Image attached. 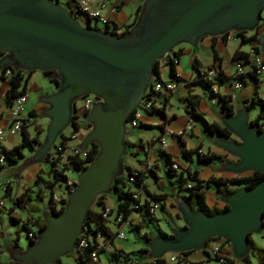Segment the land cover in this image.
<instances>
[{
  "label": "water",
  "instance_id": "obj_1",
  "mask_svg": "<svg viewBox=\"0 0 264 264\" xmlns=\"http://www.w3.org/2000/svg\"><path fill=\"white\" fill-rule=\"evenodd\" d=\"M264 11V0H143L135 22L124 35H113L83 24L57 0H0V68L25 72L49 71L57 79L54 92L42 95L47 118L41 143L30 157L39 163L61 132L71 124L74 101L92 94L83 120L89 129L81 149L96 143L97 152L76 172V182L66 191L62 211L43 213L44 226L11 260L23 264H57L71 253L83 232L87 210L98 195L111 192L114 177L123 173L128 117L139 103L150 80L152 67L163 53L179 43L195 44L203 36L226 31H253ZM264 48V31L255 40ZM221 123L229 136L209 134V142L234 161L221 169L233 174L264 173V125L259 129L244 107L223 113ZM236 188L219 196L226 209L207 215L176 200L183 226L169 235L145 241L149 258L167 252L202 251L212 236L228 240L231 256L241 259L250 251L248 237L260 234L264 223V177L251 187ZM242 185V186H239Z\"/></svg>",
  "mask_w": 264,
  "mask_h": 264
},
{
  "label": "crops",
  "instance_id": "obj_2",
  "mask_svg": "<svg viewBox=\"0 0 264 264\" xmlns=\"http://www.w3.org/2000/svg\"><path fill=\"white\" fill-rule=\"evenodd\" d=\"M109 1L110 6L104 10V14L111 21L110 28L116 27L118 30H122L132 23L136 9L143 0ZM58 2L63 6H67L69 0H58ZM112 5L114 8H112ZM83 19L85 20V18ZM239 42L240 37L232 40L226 39L222 35H207L199 38L193 45L179 43L173 47V51L179 50L173 64L178 79L173 80L169 76L168 66H164L163 71L161 67L159 68V79L165 82L173 80L175 88L170 92L165 90L155 92V106L157 108L162 106V108L158 111L142 112L140 114L137 120L138 125L132 127L133 133L125 138L123 167H133L142 173V183L145 187V191L143 190L141 193L142 198L151 203L147 192L165 194V197L150 217L143 208L130 211L126 219L118 223L115 220L118 200L113 191L110 192L113 194L112 196L109 195L110 193L105 194L101 201L110 208L111 212L105 219V233L103 236L98 237L104 243L103 250L98 254L100 264H113L111 253L114 249H120L125 253H135L144 245L129 250L122 247L120 240H126L127 232H135L137 238H142L138 235V230H143L147 236H153V234L159 233L168 234L170 228L184 225L175 205L176 200L181 195L186 194L176 184V178L183 168H197V177L201 180L209 177L230 178L237 175L221 169L223 163L228 159H233V157L225 154L224 150L209 142V134L205 132L203 124L207 122L222 125L221 116L223 112L220 108L218 96L227 99V103L233 112L240 107H244L250 120H253L259 112L258 105L251 104V100L258 98L264 100V72L256 76V82L248 76H244L242 86L239 88L232 87L230 77L235 68L232 54L236 49L248 52L252 46H258V52L263 54L264 48H260L253 40L244 44ZM211 67L221 72L223 80L217 86L214 97L209 96V89L202 82L190 86V93L195 95L191 101L197 100V103L193 106L194 111L199 115V117H196L190 113L191 105L187 100L188 89L186 83L195 77L196 68L204 70ZM206 78L213 80V76L209 74H206ZM34 81H36L35 84ZM50 83L41 71L34 70L26 84V105L29 103L27 94L29 90L37 92L39 97L54 92L55 88L51 89ZM8 87L9 84L6 78H0V127L3 130H6L10 124V106L6 105L4 99ZM45 107L46 104L40 100L27 108L26 111V106H24L23 116L25 119H29V125L25 129L29 137H32L37 129L38 139H42L47 118L39 116L44 119L36 120L31 117L39 115V112ZM251 112L254 115L250 116ZM188 122L192 124L191 131L181 136L177 135L176 131ZM34 123L40 125V127L33 129ZM259 123L264 125V119H260ZM161 136L165 137L167 143L164 150L161 149L158 141ZM20 141V131L14 134L5 133L0 141V153L2 149H10L19 144ZM29 147V153L32 154L37 146L32 143ZM195 148H201L204 151L219 155V158H216L217 163L212 162V166L205 173H202V165L196 164L193 154L188 161L181 155L182 149L193 151ZM168 157L171 162L179 166V170L172 171V174L167 171ZM22 159L24 158H17L14 164ZM213 163H216V165ZM14 164L0 165V202L2 203L0 205V264H6L15 250L24 249L26 246L23 247L21 241L22 236L26 237L23 225L31 232L36 233V230L43 224V213L48 209V195H46L48 187L41 182L35 183L37 176L42 181L49 179L45 167L39 163H29L26 166L22 164L19 167ZM206 189L209 191L208 197H206ZM23 193L25 194L24 197L16 200V197ZM219 196L213 185L204 188V199L208 207H222L223 202ZM91 207L95 212L100 210V204L98 203H94ZM12 218L18 219V222L12 220ZM119 230L124 233V238L117 236ZM142 239L145 241V238ZM251 239L255 245L264 247V245L256 244L253 237ZM135 241L137 240L135 239L134 243ZM215 251L218 254L231 256L230 246L223 237L208 242L202 251L191 250L185 256L191 264H198V262L212 257V253ZM65 256L68 257V255ZM68 258L74 261V255ZM249 261L251 264H254V262L259 264L255 254L249 256ZM240 263L246 264L241 260ZM57 264H64L60 257ZM75 264L77 263L75 262ZM262 264H264V260Z\"/></svg>",
  "mask_w": 264,
  "mask_h": 264
},
{
  "label": "trees",
  "instance_id": "obj_3",
  "mask_svg": "<svg viewBox=\"0 0 264 264\" xmlns=\"http://www.w3.org/2000/svg\"><path fill=\"white\" fill-rule=\"evenodd\" d=\"M69 3H70V0L68 2V5L65 6L68 10H69V7H68ZM139 9H140V6L137 7L134 19H133L132 23L129 25V27L135 22L137 14L139 12ZM74 17L78 20V18L81 16L74 15ZM107 27L108 26H105L103 29L108 30ZM256 30H254V32ZM246 32H247L246 30H239V31L234 32L236 37H240V42H239L240 44H244V43H246L248 41H252V40L255 41L257 39L255 36V33L246 36L245 35ZM223 36L225 37V33L223 34ZM251 50L255 53H258V46H252ZM178 52H179V50L172 51L173 57L171 59L167 60L166 65H162V66H168V74L173 80L178 79L176 73L174 72V67H173L174 61L178 56ZM2 54L3 53H0V56ZM232 56H233L234 61L238 60V59H242L243 61H242L241 65L244 66L247 63L249 52H243V51L236 49L233 52ZM160 67L161 66L158 65V61H156L152 67V72L154 74L153 79H155L157 81H161L159 79V68ZM7 68L10 70V73L8 74V76L4 77V76H2V73ZM208 69L214 70V74L212 75L213 76L212 81L209 78L208 79L206 78V74H207L206 70H208ZM33 71L25 72L22 69H13L9 65H5L2 68H0V78H3V79L6 78L7 83L9 84V87H8L7 91L5 92V98H4L7 106H11L13 100L18 95L25 93L27 80ZM42 73L47 77V80L49 82H51L54 85L57 84L56 78H54L52 76H48L49 71H46V72L43 71ZM259 74H261V73L257 74L254 71H248L242 76V80H243L244 76H248L254 82H256V76ZM222 80H223V76H222L221 72L216 70L214 67L207 68L204 70L197 69V68L195 69V77L191 81L186 83V86L188 89L187 100L189 101V103L191 105V107H190V110H191L190 113L191 114H193L196 117H199L198 113H196L193 109V106L197 103V100L191 101V99H193L195 97V95L190 93V86L192 84L202 82L209 89V92H210L209 96L214 97L215 94L211 91V85L216 84L218 86L222 82ZM230 80H231V77H230ZM155 92H157V91H155ZM155 92L152 91L153 99H154ZM217 98L220 101V108H221L223 113H227V114L233 113V111H232L230 105L227 103L228 101L225 97L218 96ZM251 104H257L259 107V112L257 113L256 117L251 121L255 124L257 123V127L260 129L263 126V124H260L259 120L264 119V100L259 99V98L256 100L252 99ZM161 108H162V106L158 107V108L154 106V108H152L150 110V112L158 111ZM132 116H133V111L129 115L128 119L132 118ZM73 119H74V117L72 116V120ZM72 120H71V123L73 125V128L77 129L78 124L74 123ZM28 125H29V119H24L23 123L21 125V129L19 130L20 135H21V141L19 144L11 147L10 149H2L0 154L3 156L4 161H3V163H0V165L14 164L16 162L17 158L23 157L22 152H21L22 147L30 146L32 143H35L36 146H38L41 143L42 140L38 139V135H37L38 130L37 129H36L34 135L32 137H29L28 132L25 130ZM203 128L207 134H219L221 136H229L230 135V133L227 131V129L224 126L216 124V123L204 122ZM159 138H158V141H159ZM65 139L66 138L63 137L59 141L60 147H63V145L65 143ZM53 146H54V144H53ZM197 149L198 148H195L193 151L182 149L181 155L187 161L191 158L192 154L194 156L196 155L195 160L198 162V165H202L203 163L207 164L208 162L212 161L213 159L219 158V155H216L215 153L208 152V151H205V153L200 154L197 152ZM96 152H97L96 143H91L86 148V156L83 159H78L75 157L71 159L69 169H72L74 172H78V171L84 169L85 167H84L83 163L91 161L92 158L94 157V155L96 154ZM47 154L45 156H47ZM42 161L45 162L46 157H44ZM226 162H228V161L226 160ZM47 164L49 165V168L46 170V174L49 176V179L47 181H42L37 176L35 179V183L41 182L44 186L49 188L50 191H49L48 199H47V202H48L47 203L48 204L47 210L54 213V214H58L59 212L62 211V207L57 211H55V209H54L53 202H52V193L54 192L53 188L56 187L57 191H58V189H60L62 184L65 183L67 176L63 170H60V169L58 170L57 168H55L54 163H51V164L47 163ZM172 164H173V162H171L169 157H168L167 158V171L169 174H172V171L179 170V166H178V169H174L172 167ZM123 170H124L123 173L121 175L114 177L112 182H111V191H113V193L115 194V196L118 200L117 205H116L117 215L120 216L121 220H124V219H126L127 215L130 213V211L139 210V209L144 208L146 213L150 217L153 213V212L149 211L150 204L155 203V202H160V205H161L162 200L165 197V194H153V193H148L146 191L148 196H149V200H151V203H149L147 200H145L144 198L141 197L142 191L143 190L145 191V187L142 183V173L133 167H127V166L123 167ZM197 174H198L197 168L190 169L188 167H185L179 172V174L176 178V180H177L176 184H177L179 189H182L186 192L185 195H181L179 198L184 200L192 209L199 210L202 213L207 214V215H211L213 213L220 212V211L226 209L227 206L223 204L222 207H220V208L213 207V206L208 207L206 205L205 199H204V188L205 187L207 188L210 185H213L217 194L222 195V194H225V193L232 191L231 189L226 188L224 186L225 184L232 185V184H236V183H243V181H247V183L244 185L246 187H251L256 182H258L259 180H261L264 177L263 172L255 171V172H252V174L248 175V176L235 175V176L230 177V178L209 177L205 180H201L197 177ZM130 177L132 178L131 180L129 179ZM133 193H137L138 198H134L132 196ZM24 195H25L24 193L19 195L18 197H16V200H20L22 197H24ZM104 196H105V194L98 195L94 201V203L100 204L99 212L93 211L92 207H90L85 214V217L83 220L84 230L81 233V235H82V237L85 238L86 245L82 247L81 253L75 252L73 254L74 255V261L77 264H100L99 260H98V254L103 250L104 243H103V241L99 240L98 237L103 236V234L105 233L104 223H105L106 218H103L101 216V213H100L102 208L105 206L101 201ZM138 199H141L142 204L140 206H138L137 208H133V205L137 203ZM12 220L18 222V219H16V218H12ZM43 226H44V220H43V224L41 225V227H43ZM23 228L26 231V233H25L26 237L28 238V240L30 242H32L33 241L32 238H35V233H33L29 229H27L25 227V225H23ZM28 232H30L32 234V237H29L27 235ZM138 235L142 238H145L144 239L145 241L152 237L150 235L147 236L143 230H138ZM159 235L168 236L169 234L159 233ZM219 237H222V236H212V237L208 238L204 243V248L207 246L208 242H210L216 238H219ZM224 240L226 243H228V240L226 238H224ZM248 240H249V244H250V251L244 257L239 259V264H241L240 260L246 264H251L249 261V256H251V255H249L250 253L255 254L257 256L258 263L262 264V262L264 260V247H259V246L255 245L254 242L252 241L250 235L248 237ZM145 241H144V245L135 253H125L120 249H114V251L111 253V260H112L113 264H166L160 258H150V261L146 262L147 261L146 255H147L148 249L145 246ZM98 244H100V246L98 248H96V246ZM92 250H95V254L97 256V262L90 261V259H89V253ZM189 251H191V250L182 251L181 254L183 256H185ZM70 254H72V253H70ZM138 257L140 259V262L136 260V258H138ZM226 261H227L226 264H232V262L230 260L227 259ZM6 264H23V263L20 261L10 259V260H8V262Z\"/></svg>",
  "mask_w": 264,
  "mask_h": 264
},
{
  "label": "built area",
  "instance_id": "obj_4",
  "mask_svg": "<svg viewBox=\"0 0 264 264\" xmlns=\"http://www.w3.org/2000/svg\"><path fill=\"white\" fill-rule=\"evenodd\" d=\"M110 6V1L109 0H70L69 3V11L72 15H78L81 16L85 19L90 21H93L94 25H102L103 28L105 26H110L111 21L110 19L104 14V10ZM112 8L114 6L112 5ZM102 28V29H103ZM226 39H232L235 40L236 37L232 32H227ZM249 56L247 63L243 66L241 65L242 59L235 60V68L234 71L231 75V83L233 88H239L242 86V76L248 72V71H254L255 73H263L264 72V53H255L251 49L248 51ZM172 56V50H168L165 53L162 54V56L157 59L158 65H166V62L168 59H171ZM10 73V70L7 68L5 71L2 73V76L6 77ZM206 73L209 75L214 74L213 69H208L206 70ZM175 88V82L173 80L170 81H157L155 79H151L148 87L145 89L139 103L133 110V116L132 118L128 119L127 126L129 128L135 127L138 125V118L142 112H150L152 108L155 106V101L152 97V91H160V90H165V91H172ZM152 90V91H151ZM217 90V85L212 84L211 85V91L215 93ZM27 100V95L21 94L18 95L12 102L11 106L9 107L10 109V124L7 127L6 130H3L0 127V141L3 139L5 133L9 134H14L18 132L21 129V125L23 123V120L25 119L23 116V109L25 106ZM98 99L92 95V94H87L84 96L79 97L74 101V108H73V113L71 115V120L72 116L74 119L72 120L74 123L78 124V128L74 129L72 123L70 126H68L67 131L63 130V132L60 133V135L57 137V142L53 143L54 146L50 148L48 151V154L46 157V163H54L55 168L58 170H63L64 173L69 169L70 167V161L72 158H78V159H83L86 156V148L81 149L79 147V144L82 140V137L86 134L88 131L89 127L88 124L82 120L80 121V118L85 115V113L88 112L90 107L92 106L93 103H95ZM78 102V104L76 103ZM156 107V106H155ZM87 124V125H86ZM192 129V124L190 122L186 123L182 128L178 129L176 131V134L181 136L185 133H188ZM65 139V143L63 147L59 146V141L62 138ZM159 144L162 150H164L167 146L166 139L164 136H161L159 138ZM198 153H205L201 148L197 149ZM4 159L3 156L0 154V163H3ZM84 167L88 165V162L83 163ZM172 167L174 169H178V165L176 163L172 164ZM124 171V170H123ZM130 180L132 179L131 177L129 178ZM76 182V177L75 178H70L67 177L65 180V183L62 184L60 189L58 191H54L52 193V202L55 211L59 210L61 207L63 208V203L66 198V191L68 189H72L74 186V183ZM226 188L231 189L232 191L236 188V185L232 184H225L224 185ZM132 196L134 198H138L137 193H133ZM1 204V202H0ZM142 204L141 199H138L137 203L133 205V208H137ZM160 205V202H155L150 204L149 206V211L153 212L155 208H157ZM110 208L108 206H104L101 210V216L103 218H107L110 215ZM116 222L120 223L122 222L121 218L119 215L116 216ZM29 237H32V234L28 232L27 234ZM117 236L119 238H124V233L119 230L117 232ZM264 239V238H263ZM34 240V238H32ZM86 245L85 238L82 237L80 234L78 238L76 239V242L74 244L73 251L74 253H81V249L83 246ZM100 244L96 246L98 248ZM212 257L209 259H204L198 264H226V260H230L232 264H239V260L234 259L231 256H225L223 254H218L216 251L212 253ZM164 261L166 264H191L185 256L181 254V252H167L163 254L161 257H159ZM89 259L90 261L97 262V256L95 254V250H92L89 253Z\"/></svg>",
  "mask_w": 264,
  "mask_h": 264
},
{
  "label": "rangeland",
  "instance_id": "obj_5",
  "mask_svg": "<svg viewBox=\"0 0 264 264\" xmlns=\"http://www.w3.org/2000/svg\"><path fill=\"white\" fill-rule=\"evenodd\" d=\"M78 19L80 20L79 21L80 24H83L84 23V19H82V17H79ZM97 27L103 28V26L100 25V24L97 25ZM263 31H264V11H262V13H261V19H260V21L258 23V29L255 32L254 31H247L245 33V35L248 36V35H251V34L255 33V36L257 37ZM164 69H165V67L164 66H161V70L163 71ZM35 83H36V81H34V84ZM50 85H51L50 86L51 89H54L55 88L54 84L50 83ZM27 94H28L29 103L27 105L25 103V106H26L25 111L27 110V108H29L34 103L39 102V96H38L37 92L32 91V90H29ZM76 103L78 104V102H76ZM252 115H254L253 112L250 113V116H252ZM39 116H41L40 115V112H39V115H33L31 118L32 119H36V120H42V119H44L43 117H39ZM82 120H83V118L81 117L80 118V121H82ZM47 122H48V120H47ZM37 127H40V125H38V124L36 125L34 123L33 129H36ZM67 129H68V127L65 128L64 131L65 130L67 131ZM129 130H130V133L128 135H131L133 133V130H132V128H129ZM44 133H45V131H44ZM43 137H44V135H43ZM43 137H42L41 140H43ZM56 142H57V139L55 140L54 143H56ZM52 146L50 148H52ZM21 152H22V155H23V158L24 159L19 160V162L16 163L17 166L19 167L22 164H23V166H26L27 164L32 163V161L30 160V157H31V155L33 153L32 154L29 153L30 152V147L29 146L22 147L21 148ZM25 158H27V159L25 160ZM19 159H21V158H19ZM195 159H196V155H195ZM212 162H216L217 163V159H213L212 161L208 162L207 164H205V163L202 164V173H205V172H207V170L210 169V166H212L211 165ZM216 163H213V164L216 165ZM16 164H14V165H16ZM39 164H41L43 167H45L46 170L49 168V165L46 162H44V161L39 162ZM196 164H198L197 161H196ZM65 174H66L67 177H70V178H75L76 177V172H74L72 169H68L65 172ZM251 174H252L251 172H247L246 174L241 175V176H248V175H251ZM246 183H247V181H243V184H246ZM239 186H242V185H239ZM53 190L54 191H57V188L55 187V188H53ZM49 191L50 190L48 188L46 195L49 194ZM208 192H209L208 189H206V197H208ZM113 194L110 193L109 195L112 196ZM263 223H264V217H263ZM152 229H153V227H152ZM251 237H253V239L256 240V244H258V245H264V239L261 238V237H264V228H263V231L260 234H251ZM135 239L137 241H135V243H134V240ZM21 241L23 243L22 246L24 247L27 244V238L26 237L24 238V236H22L21 237ZM120 243H121V246L122 247H124L125 249L129 250L130 248H137L138 246H142L144 244V241H143L142 238H137V235H136L135 232H127L126 233V240H120ZM71 253L72 254L68 253L66 255H68V257H72V255L74 254V251H72ZM249 255H252V254L250 253ZM68 257L65 256V255H62L60 258L62 259V261H63L64 264H75V262L71 258H68ZM146 258H147V261L146 262H149L150 261V258L147 255H146ZM136 260L140 262L139 257L136 258ZM254 264H256V262H254Z\"/></svg>",
  "mask_w": 264,
  "mask_h": 264
},
{
  "label": "flooded vegetation",
  "instance_id": "obj_6",
  "mask_svg": "<svg viewBox=\"0 0 264 264\" xmlns=\"http://www.w3.org/2000/svg\"><path fill=\"white\" fill-rule=\"evenodd\" d=\"M58 1V0H57ZM60 3V2H59ZM65 7V6H64ZM67 9V8H66ZM67 11L70 13V11L67 9ZM262 13V12H261ZM83 19V18H82ZM78 21H80L79 19H78ZM89 25H90V27H93V28H99V27H97V24H95L94 25V23H93V21H90V23H89ZM258 26V25H257ZM256 26V27H257ZM129 26L127 27V28H124V29H122V30H118L116 27H113V29L112 28H110V26L109 27H107V29L109 30H104V31H106V32H108V33H110V34H113V35H117V36H119V35H124V34H126L128 31H129ZM256 29H258V27L257 28H255L254 30H256ZM253 30V31H254ZM227 32H232L234 35H235V33L234 32H236V31H233V30H230V31H226L225 32V36H226V33ZM224 34V33H223ZM223 34H221L222 36H223ZM258 37V36H257ZM256 37V38H257ZM172 51H173V48L171 49ZM261 124V123H260ZM256 125H257V123H256ZM88 127H89V125H88ZM227 161H234V158L233 159H228ZM252 173V172H251ZM238 175V174H237ZM239 176V175H238ZM169 234V233H168Z\"/></svg>",
  "mask_w": 264,
  "mask_h": 264
}]
</instances>
